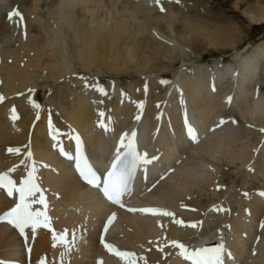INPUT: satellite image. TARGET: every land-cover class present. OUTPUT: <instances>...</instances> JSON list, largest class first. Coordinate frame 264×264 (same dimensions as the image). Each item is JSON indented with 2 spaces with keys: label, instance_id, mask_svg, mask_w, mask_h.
I'll return each mask as SVG.
<instances>
[{
  "label": "bare ground",
  "instance_id": "6f19581e",
  "mask_svg": "<svg viewBox=\"0 0 264 264\" xmlns=\"http://www.w3.org/2000/svg\"><path fill=\"white\" fill-rule=\"evenodd\" d=\"M176 4V0H160L159 3L156 0H0V95L4 97L0 102V173L20 179L34 162L46 188L47 203L33 205V208L45 209L58 234L69 228V241L73 235L76 241L68 251L47 229L37 228L34 233L28 229L27 244L32 250L28 261L18 234L3 224L0 225L3 263L0 264H7L6 261L39 264L41 260L46 264H126L127 258L110 255L99 244L101 230L113 214L115 219L109 225L107 238L119 251L134 253L137 264H191L181 255L184 250L173 246V241L183 244L188 252L206 244H224L226 253H231V258L225 255V264H264V195L254 193L245 198L248 215L243 213L233 222L224 221L229 208L223 202L215 209L210 205L204 210L188 199L207 186L218 185V172L213 168L209 170L206 161L217 160L223 152L228 162L249 170L255 157L264 155V146L259 148V144H264L261 91L264 80L260 79L264 42L252 52H236L234 62L216 61L213 66L201 67L196 77L191 75L176 81L163 78L175 63L183 61L187 65L209 50L233 48L240 38L234 26L195 20L202 15L199 11L195 14L181 11L178 7L181 4ZM9 7L12 8L8 10ZM12 10H18L23 19L10 20ZM248 17L252 22L264 23L262 10ZM156 72L162 74H157L154 82L168 92L160 99L164 103L171 99L172 104L166 105L168 101L164 107L149 109L145 116L140 114V103L121 100L117 90L120 104L112 109L105 104L108 95L104 98L105 95L95 91V85L113 91L114 79L148 78ZM102 77L111 79L109 86L102 85ZM214 79L217 92L210 88ZM60 81L76 83L81 90L70 107L63 104L59 107L62 123L58 125L52 120L56 129L67 132L64 140L57 136L54 141L48 135L51 109L33 108L28 94L30 90L35 93L42 87L43 91L44 87ZM228 83L230 88L221 93L220 89L228 87ZM146 86L143 85L142 92ZM174 86L181 92L174 90ZM150 89L148 87V92ZM175 102L178 104L173 110ZM243 105L246 107L241 118L246 123L247 134L261 132V136L258 144L252 146L246 142L237 148L236 127L229 125L232 116H226L228 122L224 125H217L224 109ZM162 110L167 113L156 116ZM100 111L105 112L104 117L99 116ZM185 113L198 131V143H193L186 135ZM102 122L106 123L107 131L99 126ZM251 125L259 130L248 129ZM133 131L137 132V146L148 157L158 159L139 170L124 207H118L108 203L98 190L84 184L74 171L73 160L62 155L59 148L63 147L68 155L75 157L78 135L87 153L95 157L99 165L106 162L109 165L121 135L130 136ZM10 147L20 149L19 153L9 152ZM181 150L185 154L181 155L183 158L178 155ZM28 152L32 153L31 159ZM168 162L173 174L161 179L167 173L163 166ZM12 169L15 170L10 171ZM158 169L164 172L154 179ZM261 169H251L253 177L264 173V168ZM145 171L147 180H143ZM141 183L154 189L153 193L144 192L136 197ZM217 194L213 190V195ZM12 202L0 191V212ZM150 206L171 211L174 216L129 211ZM219 219L224 222L211 229L210 234L196 240L187 238L191 231L197 232L216 220L219 223ZM228 228L235 231L236 238L232 241L225 235ZM253 259L257 261L251 263Z\"/></svg>",
  "mask_w": 264,
  "mask_h": 264
},
{
  "label": "rangeland",
  "instance_id": "374dc122",
  "mask_svg": "<svg viewBox=\"0 0 264 264\" xmlns=\"http://www.w3.org/2000/svg\"><path fill=\"white\" fill-rule=\"evenodd\" d=\"M174 2H175V0H174ZM176 3H177L176 4L177 6L179 4H181L178 6V7H180L179 9L181 11L185 10L186 12H192L193 14H195L197 11H199L202 15L200 16V18H194L195 20H199L201 22H206V23H210V24H219L222 22L221 24L226 25V27H233L234 26L238 30V34H239L240 38L238 41L239 44L237 43V45L233 48L228 47L226 49L209 50L208 52L202 53L201 56L196 57L194 60H190L189 63H187V65L184 64L182 60H181L182 63L181 62L175 63V65L172 67V70L167 72V74H165L166 76L171 77V78H167V79H173V81L174 80L176 81V80H178L177 78H179V79L182 78L184 80V79L190 77L191 75L193 77H196V76H198L197 73L199 72V70H201V67L206 68V66H213V64L216 61L217 62L222 61L221 63H223V62H227V63L234 62L233 60H234V56H235L236 52H238V51H241L242 53L252 52L258 45H260L264 42V23L252 22V21H250V19L248 17L249 14L258 15L260 10L264 11V0H176ZM182 3L185 4L184 7H183ZM5 5H6V7H8L7 4H5ZM166 5H169V4L166 3ZM12 7H9V9H11ZM224 57L226 59H224ZM191 61H192V63H190ZM181 73H182V75H180ZM193 73H195V74L193 75ZM157 74H162V73L156 72L155 75L151 74L148 78L147 77H140V76L129 77V78L128 77H122V78L118 79V82H117V79H114L115 85H114V90H113L114 93L113 94L115 96H112L111 100H110V96H109L110 94H107L108 99L105 98L106 95L103 96L106 100L105 104L107 105V107L109 109L118 107L120 104L118 92L121 93V100L125 99V100H129L130 102L133 101L135 103H140V105H143V108H141V111H140L141 116H145L146 112L149 109H154V110L159 109V107H161V105H163V104L165 105L168 101L169 102L166 105L172 104L171 99H167L166 103H164L160 99V97H162L165 94V92H167V90L165 88L164 89L160 88L154 82L156 80V78H158ZM263 76H264V66L260 70V79L262 81L264 80ZM201 77H204V75H202ZM101 79L103 81H105V82H101L104 87L109 86V84L111 83L110 82L111 79L108 77H102ZM143 81H144V83L145 82L146 83L144 84ZM173 81L171 80V82H173ZM157 83H158V81H157ZM146 84L148 85V87H151L150 92H148L147 98H145L143 96L144 92H142L143 91V89H142L143 85H146ZM75 85H76V83L66 84L64 81H60L58 83H55V84L53 83L47 87H44L43 88V91H45L44 93H43V91L40 92V93H42L41 94L42 102L47 101L48 104H50L49 106L45 105L42 107L43 108H45V107L50 108L51 112L53 111L55 113V118H52L51 116L50 117L58 125H60V123H62V118L59 115V111H60L59 107H61L62 104L64 106L70 107L74 102H76L77 94L81 90V87L78 90L77 86H79V85H76V87H75ZM140 85H142V86H140ZM225 87L220 89L221 93L225 92L227 88H230V84L228 87L227 86H225ZM262 88L263 89L261 91L264 95V86ZM41 89H42V87H41ZM126 89L129 91V96L131 97V99L126 95ZM249 89H252V86H250ZM116 90L118 92H116ZM121 90H123L122 91L123 93L120 92ZM217 90H218L217 88L214 89L215 92H217ZM214 91H213V93H215ZM28 97L30 99H32L33 98L32 93L31 94L29 93ZM172 99H174V98H172ZM157 102H159L160 105H158L159 103H157ZM177 104L178 103H176V102L173 104V110L176 109ZM164 105H163V107H164ZM245 107L246 106L243 105V106H239V108H234V109L226 108V109H224V112H222V116H221V119H224V120L226 119V116L227 117L232 116V119L236 122V123H230L229 125L236 127V130H237L236 131V133H237L236 139L237 140H235L236 141L235 146H237V148L238 147L241 148L243 145H245L244 143H246V142H248L249 145L252 144V146H254L255 144H258L260 136H261V132H255V134H253V135L247 134L246 123L241 118V113L243 112ZM162 112L167 113L164 110H162L161 112L158 111L156 113V116L162 114ZM21 115H22V113H21ZM52 120H51V124H53ZM248 129L256 130L257 127L254 125L253 126L251 125ZM258 130L259 129H257V131ZM66 133L67 132L65 130V135H66ZM48 135L51 137L49 130H48ZM65 137H67V136H65ZM60 143L63 144V141ZM263 146H264V144H259V148L263 147ZM9 149H12V147H10ZM9 149H8V151H9ZM180 152L178 153V155H179V157L183 158L185 156V154L182 153L183 152L182 150ZM258 155L255 157L253 167H251L252 170L251 169H249V170L239 169L238 163L232 164L230 161L228 162L227 156H225L223 152L218 155L217 160L215 158V159H210L209 161H206V163L208 164L209 170H211L213 167H214L213 169L216 168V170L218 172V177H217L216 183H218V185H217V187L216 186H210V187L207 186L203 192L194 194L196 201L191 198V197H194V195L190 196L188 198L189 201L192 200L193 202L199 204L200 207H202V209H204V210H206V208L209 207V205L205 204V203H209V202L213 203L214 200H216V202L218 200H219V202H223L229 208L228 218L227 219L225 218L224 221L227 220V221L233 222L236 217L240 218V215L243 213H244V215H248L249 207H248V203L245 201V198L252 196L254 193H257L258 195L264 194V192L262 190V189H264L263 188L264 187V173H261V175L257 174V176H255V177H253L254 173L253 174L251 173V171H254L257 169L262 170L261 168L262 167L264 168V155L263 154H261V155L258 154ZM224 158H226V159H224ZM213 190H215L220 195H218V194L213 195ZM203 204H205V205H203ZM215 206L217 207L216 204H215ZM234 208H235V210H234ZM243 208H244V210H243ZM245 210H247V211L245 212ZM224 221L219 219V223L216 220L214 222H211L208 226L204 227L203 229L198 230L197 232L191 231L190 233L187 234V238L192 239V240H196L198 237H200L204 234H210L209 231L211 229L220 225ZM201 223H202V221H201ZM225 235H226L227 239L230 241H232L233 238L234 239L236 238L234 229L230 230L228 228V231H226ZM260 241H261V236H260ZM92 256H93V254L91 255V258H92ZM92 259H89V260H92ZM251 261H249V262L255 263L257 260L254 261V259H253ZM6 262H8L10 264L9 261H6ZM6 262H4V263H6ZM0 263H3V262H0Z\"/></svg>",
  "mask_w": 264,
  "mask_h": 264
},
{
  "label": "snow or ice",
  "instance_id": "6c2138e0",
  "mask_svg": "<svg viewBox=\"0 0 264 264\" xmlns=\"http://www.w3.org/2000/svg\"><path fill=\"white\" fill-rule=\"evenodd\" d=\"M156 2L159 3L160 0H156ZM161 10L163 11V8H161ZM14 17H19L21 20L23 19L18 10L9 13L8 18L10 20ZM81 79H83V77H81ZM163 82L164 81H162V83ZM85 83L86 86L91 87V85H87V82ZM31 91L33 90H30V94ZM95 91H97L101 95H107L105 89L103 87H100L99 85H95ZM3 100L4 97L0 95V102H3ZM30 103L33 108L37 109L38 111L40 110V104L37 103L34 99L30 101ZM140 107L143 108V105H140ZM13 112H15L14 109ZM99 116L104 117L105 112L100 111ZM13 119H16L15 115H13ZM136 119L139 120L140 117L137 116ZM227 122L228 121L221 119L218 122L217 126H222ZM232 123L236 122L233 120ZM99 126L107 131L106 123L102 122ZM183 126L190 141H192L193 143H198V133L189 122L186 113L184 115ZM49 129L52 139L56 141L57 136L60 135V131L56 129L51 124V122L49 123ZM136 137V131H133L130 136L128 134L121 135L118 147L115 150L114 158L111 159L110 166L106 174H98L97 171L94 170L92 165L89 163L88 158L84 154L81 138L78 135L75 137V157L68 155L63 147H60L59 151L67 159H74L75 170L78 172L79 177L83 182L98 190L103 195V197L106 198L111 204L124 207L123 197L130 193L131 185L137 171L158 159V157L149 158L146 152H139ZM19 151L20 149H9V152L19 153ZM27 156L29 159H31L32 153L28 152ZM14 170L15 169H12L10 171ZM35 172L36 168L33 162L31 170L28 172L26 178L19 184V186H17V183L13 181L7 173L0 174V189L6 190L9 197H11L14 192L18 193L19 198V202L16 203L15 206L12 207L5 216L0 217V219H3L11 224L15 229L18 230L21 237L24 238H27L26 229H31V231L34 233L37 228H47L53 232L54 240L58 239L60 243L63 244L66 249H68V251H71L72 246H74L76 243L75 235H73L72 240L69 241L67 232L56 234L54 232V229L50 227L49 217L45 214V212L40 209L33 208V205H46L47 203L44 195L42 194L40 185L36 182ZM163 178L164 176L162 175L161 179ZM37 193H41L38 199H36ZM129 211H139L141 213L151 214L154 216H174L171 211H165L155 207H146L139 210L129 209ZM114 219V214L108 218L107 223L104 225V232H107L108 226L113 222ZM179 223L183 224V221H179ZM195 226L196 225H191V227ZM100 242L108 251L121 257L122 259L127 258L126 264H137L136 259L133 258L135 255L134 253L119 251L111 244L105 243L103 236H101ZM172 244L173 246L184 250L181 255H183L186 260H190L191 264H225V255L227 254V256L231 258V253H226L224 244H220L215 248H200L193 252H188L187 249H185V246L181 243L173 241ZM39 264H46V261L41 260L39 261Z\"/></svg>",
  "mask_w": 264,
  "mask_h": 264
}]
</instances>
